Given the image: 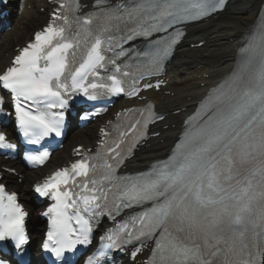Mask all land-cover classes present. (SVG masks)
<instances>
[{"label": "snow or ice", "instance_id": "6c2138e0", "mask_svg": "<svg viewBox=\"0 0 264 264\" xmlns=\"http://www.w3.org/2000/svg\"><path fill=\"white\" fill-rule=\"evenodd\" d=\"M53 2L47 25L0 72V91L9 94L16 125L30 145L62 135L74 97L145 100L142 92L159 90L162 81H142L162 71L183 35L177 26L225 4L93 0L84 11L81 0ZM137 39L148 41L145 50L126 47ZM4 104L0 95V110ZM164 119L150 102L124 109L117 114L124 123L112 125L114 138L101 129L95 154L77 148L79 160L35 186L40 197L53 201L43 213V249L57 264H76L72 255L92 243L94 223L104 216L122 221L107 230L84 264H109L110 250L129 246L133 259L150 250L146 264H264V14L240 47L234 69L184 121L167 158L146 172L121 173L149 125ZM13 147L0 132V149ZM49 155L45 150L25 159L43 165ZM26 215L16 193L0 184V241L13 242L21 254L28 243Z\"/></svg>", "mask_w": 264, "mask_h": 264}, {"label": "bare ground", "instance_id": "6f19581e", "mask_svg": "<svg viewBox=\"0 0 264 264\" xmlns=\"http://www.w3.org/2000/svg\"><path fill=\"white\" fill-rule=\"evenodd\" d=\"M264 0H234V5L229 12L224 14L222 18L212 21L210 24L203 25L197 30H191L189 38L180 48V58L174 64L171 72V82L169 90L175 93L174 98H166L163 106L167 111L185 110L181 114V118H184L191 112L192 106L196 104L205 94L206 89L215 82L220 81L225 77L232 69L234 63L235 52L237 48L243 43L247 36V32L251 30L255 24L257 14L260 6ZM38 0H16L15 10L18 14V19L15 22L14 27L3 34L0 40V68L8 65L6 61V54L11 52V46L13 42H17L20 37L25 34V31H20V26L27 24L36 28L44 21V17L40 16L37 12L39 7L44 5H36ZM28 6H32L34 11L30 12ZM31 13V14H30ZM31 15V16H30ZM202 38L201 41L207 42V48H213L220 41L224 48L226 43H230L227 46L226 53L220 54L216 57L206 55L202 51L190 50L188 45L194 44V39ZM235 43L232 44L231 41ZM192 42L191 44H188ZM225 43V44H224ZM8 45V46H7ZM205 85V88H201ZM178 107V108H177ZM169 120L172 126H175V130L171 127L168 131L162 133V136L157 142H155L151 148L144 150L138 158L134 168H140L148 165L154 160L164 158L168 150L172 145V141L175 136L178 135L179 124L178 116L170 114ZM168 124V123H166ZM165 124V125H166ZM98 124L95 125L97 127ZM93 125L88 129L75 133V140L78 142L89 143L91 142V134L93 131ZM59 165L58 159H53L43 171L29 173L24 177V182L21 185L14 184L19 188L21 194L26 197L27 189L33 183L49 173L51 170ZM27 198V197H26ZM33 237L38 236V228L33 226Z\"/></svg>", "mask_w": 264, "mask_h": 264}, {"label": "rangeland", "instance_id": "374dc122", "mask_svg": "<svg viewBox=\"0 0 264 264\" xmlns=\"http://www.w3.org/2000/svg\"><path fill=\"white\" fill-rule=\"evenodd\" d=\"M27 30H30V31H28L27 32V35H30V32H31V30H32V28L31 27H29ZM210 52H212V53H222L223 52V48H220V47H218L215 51H210ZM95 130H96V128L94 129V132H95ZM73 135H72V137L70 138V140L67 142V145H69V142H72L73 141ZM72 140V141H71ZM71 144V143H70ZM36 224V223H35ZM37 225V224H36ZM39 230H40V228H39Z\"/></svg>", "mask_w": 264, "mask_h": 264}]
</instances>
